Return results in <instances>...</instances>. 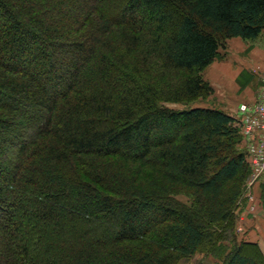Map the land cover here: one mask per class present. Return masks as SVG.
<instances>
[{
	"label": "trees",
	"instance_id": "1",
	"mask_svg": "<svg viewBox=\"0 0 264 264\" xmlns=\"http://www.w3.org/2000/svg\"><path fill=\"white\" fill-rule=\"evenodd\" d=\"M263 30L264 0H0V264H264L232 230L238 112L162 105Z\"/></svg>",
	"mask_w": 264,
	"mask_h": 264
},
{
	"label": "rangeland",
	"instance_id": "2",
	"mask_svg": "<svg viewBox=\"0 0 264 264\" xmlns=\"http://www.w3.org/2000/svg\"><path fill=\"white\" fill-rule=\"evenodd\" d=\"M225 44L226 46L221 49L223 56L217 60L216 65L207 67L202 72L203 78L208 82L211 81L213 87L211 94L203 95L188 103L170 100L163 101L162 105L175 109L188 106L220 108L231 114L240 110L243 104L254 109L259 104L262 86L260 69H264V62L255 63L250 67L251 71L254 68L258 71L255 72L254 84L248 89H240L241 78L238 76L234 80L233 73L241 66H247L245 62L251 60L248 52L252 48V42L241 38H230ZM247 44H249L248 48ZM239 131L241 140L236 148L246 155L250 173L244 182L243 196L235 209V226L232 230L237 237L235 243L241 245L244 253L264 258V176L253 182L255 175L264 164V116L259 113L253 124H242ZM175 197L187 205L193 200V196L185 190ZM231 241L232 238L228 237L219 241L217 246L226 248L233 244ZM214 262L221 264L217 251H213L211 245L206 243L195 254L181 258L177 264H214Z\"/></svg>",
	"mask_w": 264,
	"mask_h": 264
},
{
	"label": "crops",
	"instance_id": "3",
	"mask_svg": "<svg viewBox=\"0 0 264 264\" xmlns=\"http://www.w3.org/2000/svg\"><path fill=\"white\" fill-rule=\"evenodd\" d=\"M235 38L239 39V37H235ZM247 41L252 42V48H251L250 52H248V57L251 58L252 62H250L251 60H248L247 62H245L247 64V66H241L240 69L236 70L233 73L234 74V80L238 76H240V78L242 80H244V77L246 75L252 76V80L249 83L245 84L244 86L238 85L239 88L243 89V90L250 88L252 86V84H254V80H255V76H256L255 74L258 72L257 69H255V68L252 69L253 71H251L250 67L252 65H254L255 63L264 62V30L260 34V36L257 39H255L254 41H252V40H247ZM248 46H249V44H247V48H248ZM217 60H215L211 65H209L208 68L212 65H216ZM262 70H264V69H262ZM218 71H220V70H218ZM243 72H244V74H243ZM230 78H231V76H230ZM258 92H259V90H258Z\"/></svg>",
	"mask_w": 264,
	"mask_h": 264
},
{
	"label": "built area",
	"instance_id": "4",
	"mask_svg": "<svg viewBox=\"0 0 264 264\" xmlns=\"http://www.w3.org/2000/svg\"><path fill=\"white\" fill-rule=\"evenodd\" d=\"M260 77H261V91L259 93V104L256 105V107L253 109L252 107H249L247 104H243L241 106V109L238 110V116H240L242 124H253L254 120L257 119L258 114L264 116V70L261 69ZM264 176V164L260 171L255 175L253 182L260 180Z\"/></svg>",
	"mask_w": 264,
	"mask_h": 264
}]
</instances>
